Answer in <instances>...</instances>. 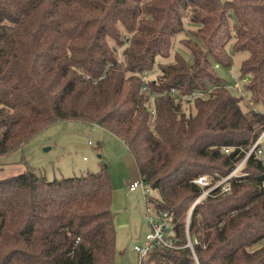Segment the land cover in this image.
I'll return each instance as SVG.
<instances>
[{
	"label": "trees",
	"instance_id": "1",
	"mask_svg": "<svg viewBox=\"0 0 264 264\" xmlns=\"http://www.w3.org/2000/svg\"><path fill=\"white\" fill-rule=\"evenodd\" d=\"M178 42L188 53L170 61ZM236 58L250 101L264 102V0H0V159L25 165L24 148L58 123L98 126L126 144L181 247L142 264H195L189 216L199 264H264L257 152L191 210L195 181L228 177L264 130L217 73ZM25 168L0 179V264H114L108 171L50 181Z\"/></svg>",
	"mask_w": 264,
	"mask_h": 264
},
{
	"label": "rangeland",
	"instance_id": "2",
	"mask_svg": "<svg viewBox=\"0 0 264 264\" xmlns=\"http://www.w3.org/2000/svg\"><path fill=\"white\" fill-rule=\"evenodd\" d=\"M187 28L189 31H196V28L189 23ZM231 49L232 46L230 45V52ZM177 51L188 53V50L178 42L172 51L170 61H173ZM164 63L165 60L158 59L154 71L146 79L154 80L160 74V65ZM240 64L241 59L236 58L231 69L219 68L217 73L223 82L229 86L235 97L243 98L241 106L244 111L251 108L264 113V102L252 103L249 93L243 90L242 82H238L239 89L235 88L237 81L234 75L238 76ZM21 155L26 162L25 167L29 166L34 172L45 176L50 181L79 177L89 172L108 171L114 189L112 204L116 228L114 264L139 263V255L134 248L145 245L150 224L147 219L146 201L142 190L139 189L136 193L137 200L132 198L126 201L121 195L127 181L134 183L135 180H140L134 159L124 142L98 126L81 122H63L52 126L37 136L24 148ZM13 157L17 156H11V158ZM153 194L155 196L156 193ZM150 195L152 192H149L148 196ZM150 206L152 208V205Z\"/></svg>",
	"mask_w": 264,
	"mask_h": 264
},
{
	"label": "built area",
	"instance_id": "3",
	"mask_svg": "<svg viewBox=\"0 0 264 264\" xmlns=\"http://www.w3.org/2000/svg\"><path fill=\"white\" fill-rule=\"evenodd\" d=\"M235 80L237 81L236 89H239V80L237 76H235ZM227 153H229L230 149H225ZM257 152L258 155H260L263 158L264 161V130L260 133L256 143L254 146L248 151L246 157L244 160L240 163V165L228 176L220 180L214 185H211L209 178L207 176H202L198 178L195 183L202 187L203 192L202 195L199 197L195 205L202 201L204 198H206L213 190L222 187L224 192H227L230 190L229 180L232 177L238 176L245 165L248 158L253 154ZM141 189L143 193L144 200L146 201V212H147V219L150 224V231L146 236L145 245L143 247L135 246L134 250L139 255V263L142 264L143 260L149 255L150 251L154 247H160V248H167L172 250L180 249L176 244L175 240V233L172 228L171 218L168 215V213H163L162 215H157L153 209L151 208L149 203V192H151L141 180L135 181L129 186V190L131 192L137 191ZM194 205V207H195ZM190 218L187 222V244L185 247L190 248L195 264H199L198 259L196 257L195 251H194V244L197 243V240H192L188 233Z\"/></svg>",
	"mask_w": 264,
	"mask_h": 264
},
{
	"label": "crops",
	"instance_id": "4",
	"mask_svg": "<svg viewBox=\"0 0 264 264\" xmlns=\"http://www.w3.org/2000/svg\"><path fill=\"white\" fill-rule=\"evenodd\" d=\"M16 156L17 157H13V158L9 157L7 159L0 160V162H1L0 163V179L20 174L26 170L24 165L18 163L19 157H18V155H16ZM137 172H138V170H137ZM138 177H139V173H138ZM131 184L132 183H129L127 181L125 183V187L121 191V195H123L122 197L126 201H128L129 199H132V198H136V193L138 192V190L134 191V192H131L129 190V186ZM136 200H137V198H136Z\"/></svg>",
	"mask_w": 264,
	"mask_h": 264
},
{
	"label": "water",
	"instance_id": "5",
	"mask_svg": "<svg viewBox=\"0 0 264 264\" xmlns=\"http://www.w3.org/2000/svg\"><path fill=\"white\" fill-rule=\"evenodd\" d=\"M193 209H194V207H193Z\"/></svg>",
	"mask_w": 264,
	"mask_h": 264
}]
</instances>
